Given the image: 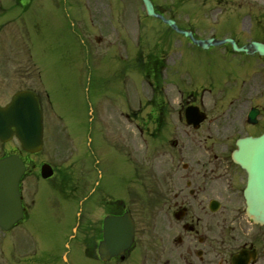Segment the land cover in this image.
I'll return each instance as SVG.
<instances>
[{
	"label": "flooded vegetation",
	"instance_id": "flooded-vegetation-1",
	"mask_svg": "<svg viewBox=\"0 0 264 264\" xmlns=\"http://www.w3.org/2000/svg\"><path fill=\"white\" fill-rule=\"evenodd\" d=\"M84 1L76 11L78 19L86 15L99 29L96 1ZM196 1L212 14L235 8L244 15L237 16L236 31L218 37L205 25L222 16L200 15L203 11L192 7L180 18L188 21L186 29L194 39H232L246 50L236 52L230 44L205 49L186 38L194 48L190 55L200 56L191 60L193 68L190 63L183 70L169 68L170 55L164 50L133 58L151 91L141 107L142 124L135 129L142 135L163 131L172 135L175 129L188 139L172 142L169 150L157 148L156 183L153 191L142 193L143 207L133 212L127 185L122 189L111 178L96 182L97 169L82 170L72 178L40 153L23 151L15 136L0 141V159L16 155L24 165L18 214L10 228L0 226V264H264V226L246 216L247 175L231 158L237 139L264 131V56L249 46L253 41L264 44V0ZM156 11L165 10L157 6ZM170 18L177 19L173 14ZM48 19V0H0L1 107L14 93L27 91L44 111V97L48 100L49 95L31 38L42 37V24L46 26ZM122 19L127 23L126 17ZM20 37L27 38L32 64L3 63L5 56L16 52L13 46ZM38 46L45 50L39 42ZM36 81L40 90L34 87ZM124 119L130 122V113H124ZM53 140L58 148L56 134ZM46 163L54 174L43 178L41 167ZM73 200L76 209L69 207ZM125 214L134 222L133 242L111 255L106 247L101 249L106 244L104 221Z\"/></svg>",
	"mask_w": 264,
	"mask_h": 264
},
{
	"label": "rangeland",
	"instance_id": "rangeland-1",
	"mask_svg": "<svg viewBox=\"0 0 264 264\" xmlns=\"http://www.w3.org/2000/svg\"><path fill=\"white\" fill-rule=\"evenodd\" d=\"M95 1L98 13H101L98 21L101 26L105 24L99 30H89L91 21L88 16H83L82 21L78 19L76 11L83 6L84 0H48L49 19L46 26L42 24V37L31 38L33 46L35 42L34 54L44 70L43 83L49 94L50 103L45 97L43 103L45 119L50 123V133L54 127L52 117H56L51 112H54L60 117L59 127L67 134L63 149L58 148L59 151H55L49 141L43 154L49 155L48 159L54 165L67 161L66 164L71 165L69 173L72 178L77 176L81 168L86 172L87 167L94 162L102 173V182L109 178L117 183H123L124 177L130 180L132 210L137 212L140 197L134 194L146 191L147 187L155 182L158 144L164 143L163 148L170 149V140L177 139L180 144L188 143V139L175 129V134L172 135L163 134L155 139L145 138L134 130V122L127 125L124 119H118L128 108L140 115V99L144 102L150 96V89L142 82L143 79L135 71L134 64L132 63L130 72L128 66L124 65L131 60V53L134 52L132 46L136 43L145 54L167 51L170 55L169 68L170 65L172 68L181 66L183 70L186 64L190 63L192 66L191 60H198L200 56L197 52L193 56L190 55L191 49L194 48L187 44L185 37L169 29L160 20L146 16L139 0H127L129 9L122 8V5L119 11L112 12L117 17L116 23L106 20L112 7L106 5L107 0ZM121 1L123 4L124 0ZM152 2L154 5L168 7L164 11V17H169L172 12L177 14L173 16L177 17L175 22L181 29L187 28L188 21L178 15H186V10L194 6L200 9L201 6L193 0ZM112 3L118 8L117 1ZM123 10L127 11L124 13ZM123 15L128 21L131 20L130 25L128 21L124 23L121 18ZM238 15L240 14L235 11L220 17L217 23L209 21V27L205 25V29L216 33L218 37L229 35L230 29L236 31L239 27ZM26 25L29 36H32V29L27 21ZM244 25L247 28L248 22ZM113 33L120 35L115 37ZM102 34L105 35L104 38ZM95 35H101V42L96 40ZM22 40L25 44L28 43L27 38ZM38 42L44 51L38 46ZM17 44L13 46L16 52L5 56L8 59H4V62L11 65H31L26 45L19 46V41ZM21 47L26 50V55L21 54ZM135 50L137 52L139 47ZM34 87L40 90L39 81L34 82ZM166 89L171 95L172 86ZM121 151L125 153V157ZM116 182L114 183L117 185Z\"/></svg>",
	"mask_w": 264,
	"mask_h": 264
},
{
	"label": "water",
	"instance_id": "water-1",
	"mask_svg": "<svg viewBox=\"0 0 264 264\" xmlns=\"http://www.w3.org/2000/svg\"><path fill=\"white\" fill-rule=\"evenodd\" d=\"M148 15L156 16L149 0H142ZM174 26L172 21H165ZM185 34V33H184ZM235 47V45H233ZM260 53L264 54L261 45L253 43ZM42 117L38 104L33 96L20 93L13 97L11 103L0 109V138L5 140L10 135V128L28 151H36L42 142ZM239 150L233 152V161L241 165L248 174L247 196L249 197V216L255 222L264 224V134L260 137H247L237 141ZM49 166L43 168V175H50ZM22 164L16 157L0 161V222L11 213L17 201V183L22 173ZM105 237L107 240L129 242L133 235V225L123 219H109Z\"/></svg>",
	"mask_w": 264,
	"mask_h": 264
}]
</instances>
